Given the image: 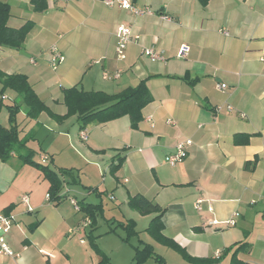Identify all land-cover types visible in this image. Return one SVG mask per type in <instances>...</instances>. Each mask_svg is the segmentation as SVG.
Wrapping results in <instances>:
<instances>
[{"label":"crops","instance_id":"crops-1","mask_svg":"<svg viewBox=\"0 0 264 264\" xmlns=\"http://www.w3.org/2000/svg\"><path fill=\"white\" fill-rule=\"evenodd\" d=\"M45 1L46 9L36 12L30 0H0L9 6L10 28L30 24L22 47L0 48V72L25 76L38 99L60 117L67 114L64 92L71 88L115 95L143 81L151 101L143 107L136 129L124 116L90 123L79 131L76 116L58 122L43 112L29 120L21 107L16 117L20 137L36 141L41 130L50 132L51 142L41 157L53 162L54 144L62 143L67 164L60 169L73 172L75 166L107 172L103 191L88 187L80 200L73 199L89 203L86 199L93 196L102 209L104 196L117 202L114 209L119 217H111V227L141 216L128 206L131 197L140 195L163 210L162 235L191 258L221 256L218 263L230 264L237 246L247 244L237 259L264 264V67L260 62L264 0H129L137 9L150 10L151 16L106 7L98 0ZM160 15L171 21L161 20ZM119 27L129 28L137 37L125 45L123 60L115 53L114 32ZM52 45L64 56L56 70L48 63ZM182 45L189 52L178 59ZM144 48L162 52L165 62H151L141 54ZM221 84L226 86L223 91L218 89ZM8 99L18 105L13 91L3 94L2 101ZM187 140L191 145L183 160L169 166L166 155ZM118 159L120 166L112 174ZM20 167L23 173L12 183L14 191L0 194V213L15 217L5 236L15 256H0V264H87L82 251L73 252L62 239L75 234L78 224L73 213L30 218L40 213L43 203V192L34 191L33 178L37 174L36 180L44 182L45 195L48 183L34 168ZM24 195L28 205L21 203ZM197 201H202L200 211L194 208ZM50 204L57 208L61 202ZM235 213L234 226H226ZM146 216L148 226L155 214ZM205 221L219 225L207 228ZM146 228L142 232L147 235ZM107 232L105 236L116 230ZM141 242L161 257L151 243ZM91 261L98 264L100 258Z\"/></svg>","mask_w":264,"mask_h":264},{"label":"trees","instance_id":"trees-1","mask_svg":"<svg viewBox=\"0 0 264 264\" xmlns=\"http://www.w3.org/2000/svg\"><path fill=\"white\" fill-rule=\"evenodd\" d=\"M203 2L207 0H202ZM36 12H43L46 9L45 0H30ZM10 17L9 6L0 2V48L19 49L22 47L30 24H25L19 29H12L6 23ZM0 107L3 106V93L10 90L13 91L25 110V116L29 120H36L41 113H47L49 117L60 122L70 116H76V121L79 126V131L85 129L90 123H107L118 118L127 116L130 119L131 128L136 129L142 121V109L151 101V96L144 86V82H140L135 88L125 89L115 95H106L101 92H83L81 90L71 88L64 92L63 103L67 108V114L63 117L54 115L42 103L35 92L31 88L27 79L23 75H6L0 72ZM7 111V126L0 124V162H7L12 156H16L21 165H27L34 168L40 173L43 180L48 183L47 194L48 202L58 204L63 200L65 195H62L64 183L76 184L71 170H53L49 165L43 164L34 160L35 151L27 147V143L31 140L30 137H20L19 124L17 123V114L20 112L21 105L7 104L4 105ZM121 159H118L117 164L111 167V172L114 174L119 166ZM52 163V162H50ZM64 177L69 181H64ZM91 191V190H90ZM80 212L85 213L90 221V230L88 237H92L93 232L97 228V218L103 214L102 205L89 204L84 200L77 202ZM128 206L131 210L138 212L140 215L155 216L150 220L145 232L151 239L164 247H167L178 253L183 260L190 264H212L218 263L216 259H195L191 258L170 239L162 235L163 225L162 214L163 210L158 205L146 198L136 195L129 199ZM120 227L125 232L124 242L132 236H137L135 224L132 221H127L125 224L111 228L107 233L115 232ZM93 238V237H92ZM97 237L93 238L96 239ZM140 246L134 247V255L132 264H143L148 259H154L158 264H164V260L157 256L150 245L144 244L141 241ZM247 247V244L238 245L233 251L230 264H246L237 259V255ZM91 249L98 256L100 262L98 264H110L109 259L98 249L97 245L92 242ZM227 251L223 252L226 253Z\"/></svg>","mask_w":264,"mask_h":264},{"label":"rangeland","instance_id":"rangeland-1","mask_svg":"<svg viewBox=\"0 0 264 264\" xmlns=\"http://www.w3.org/2000/svg\"><path fill=\"white\" fill-rule=\"evenodd\" d=\"M0 89H1V85H0ZM3 94L5 95V93ZM7 95L11 97V93L7 92L6 96ZM12 102L13 101H11V99L5 100L3 101V106L0 107V124L3 126H7L6 118L8 116L6 107H4V105L11 104ZM16 102L18 103V105H21V107L24 108L21 104L20 99L19 101L17 100ZM50 142H51V133L46 132L45 130L43 131L41 130L39 132L36 141H29L28 147L35 151V157H34L35 161L41 163L42 159H40V157L45 155L44 154L46 152L45 149L48 148ZM61 145L63 144L62 143L54 144V146L56 147V151H55L56 153L54 154L56 155H52L53 157L52 163H50L51 162L50 158L47 159L46 157H41L44 159L46 158L45 161H43V164L49 165L50 168H52L53 170L66 168L64 167V165L67 164V160L65 157L66 154L63 151H61ZM61 152L63 153L61 154ZM49 154L51 155V153H47L48 156ZM72 159L74 160L73 162H75L76 164L77 161L75 160V157H73ZM70 163L71 162L68 161V164ZM20 166L21 163L16 156L11 158L7 163L0 164V194L4 192V190L6 191L9 190V193H11V191H14L12 183L16 181L17 176H19L20 178L23 173V172H19L21 168ZM25 169L27 170L28 168L25 167ZM72 174L76 184L71 185L64 183L62 195H65V197L61 201V204L58 206L59 208L57 207L58 210L57 208H54L52 204L45 201L46 195L43 189L44 182L43 183L40 182L41 181L40 178H37L38 180H36V177L38 176L36 174V177L33 178L34 191H36L37 193L43 192L42 193L43 203H42V207L40 208V213H36V216L35 214L33 215L31 214L30 218L31 219L38 218V220H40V218L41 217L43 218V216L52 217L54 215L62 214L66 211L69 213H73L75 215L78 224L77 228H73L75 230L74 232L75 234H73V236L66 235V237L63 238L61 237V238L66 240L68 247H72L73 252H77L79 254L80 251H82L80 253L82 255L81 258L84 261H88L87 264H91L92 262L91 259H93V261L95 260V263H97V261L100 258V256L99 257L96 256V254L92 251L91 249L92 242H94L97 245L99 250L109 259L111 264H132L133 263L132 258L134 255L133 248L138 247L140 245L139 241L151 243L154 246L155 252L163 258L164 264H190L185 260H183L178 253H175L171 250L163 248L158 244H155L150 240V238L144 232H142L144 228H146L149 220L147 219L148 217L147 216L145 217L144 215L135 216L134 218L135 221L133 222H136V229L140 233L137 236L130 237L127 242L123 241V238H125L124 236L125 232L119 227L116 229V232L114 234L105 236L108 228H114L111 227V224L108 223V221L111 219L112 216L116 218L119 217V215L115 213V209H114L118 205L117 202H113L112 200H110L105 196L102 197V203L105 210L103 212V215L97 218V228L92 234L93 238L95 237L97 238L96 239H93L92 237L89 238L87 235L90 230L89 222L87 221L88 218L87 216H85V213L83 212L76 213V211H74L73 206L70 204L71 199L76 198L80 200L81 197L79 196H81V193L87 190L86 188L88 187L94 188L98 186V189L103 191L104 183L106 182L104 180L108 179L109 175L107 172L105 173L101 172L100 174H97V172H91L90 170L89 171L78 170V167L75 168V166L73 167ZM63 179L64 181H69V179L66 177H64ZM86 200L91 204H98L100 202L98 198H95L93 196H90V198ZM79 240L83 241V245L79 243ZM153 261H154L153 259L147 260L145 264H157ZM212 264H220V263L215 262Z\"/></svg>","mask_w":264,"mask_h":264},{"label":"built area","instance_id":"built-area-1","mask_svg":"<svg viewBox=\"0 0 264 264\" xmlns=\"http://www.w3.org/2000/svg\"><path fill=\"white\" fill-rule=\"evenodd\" d=\"M72 1H75V0H72ZM98 1H100L106 7H111V8L115 7V8H120L123 10H128L136 16H140V15H150L151 16L152 15V12H150V10L148 9L135 8L130 3L129 0H98ZM159 18L163 21L165 20L166 22L171 21V18L167 17L166 15H160ZM114 33H115V38H116L115 53L118 59L123 60L125 58V54H124V50L126 47L125 45L129 41L134 40L137 37H133L131 35L130 29L126 27H119ZM222 34L227 35V33L224 31H222ZM188 52H189V47H187L186 45H182L179 47L176 53V57L178 59H185ZM141 54L147 57L151 62H165V57L163 56V53L157 52L154 48H144L142 49ZM63 62H64L63 54L59 51V49H57L56 45H52L49 50V62L48 63H49L50 68L52 70H56L58 66L61 65ZM260 62L263 65L262 67H264V49L261 51ZM106 77H107L106 74L103 75L104 79H106ZM225 88L226 86L222 84L218 86V89L221 91L225 90ZM172 123H173L172 121H169L168 124H172ZM81 138L82 140L86 139L85 135L83 134L81 135ZM190 145H191V141L189 140L176 144V146L174 147V150L166 155L165 157L166 163L169 166H174L177 163L181 162L186 155V152H185L186 148L189 147ZM44 160L45 159H43V161ZM21 199H22L21 203H23L24 205H28L29 200H28L27 195H24L23 198L21 197ZM45 199L46 201H48L49 196L46 195ZM201 202L202 201H197L194 205V208L197 211L201 210ZM71 204L73 205L75 211L79 212L78 211L79 207L77 205V202L74 199H71ZM29 211H32V210L29 209ZM208 211H211V208H208ZM233 216H234L233 219L224 223L226 226H229V227L234 226L235 224L234 218L238 217V214L235 213ZM87 221L90 224V221L89 220ZM14 224H15V217L12 214L0 213V256L2 257L14 258L15 256L13 251L9 248L5 240V236L10 231V228H12L11 226H13ZM218 225L219 223L217 221H205L204 222V226L207 228H214ZM81 243H83V241H81ZM41 253L47 258H52V256L49 254H46L43 252Z\"/></svg>","mask_w":264,"mask_h":264}]
</instances>
